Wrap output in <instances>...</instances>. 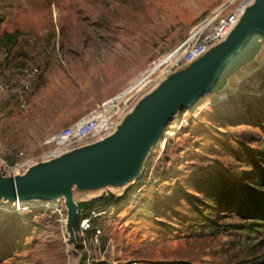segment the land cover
<instances>
[{"label":"rangeland","instance_id":"rangeland-1","mask_svg":"<svg viewBox=\"0 0 264 264\" xmlns=\"http://www.w3.org/2000/svg\"><path fill=\"white\" fill-rule=\"evenodd\" d=\"M228 2L0 0V37L20 31L9 50L0 45L1 174L10 177L11 154L36 158L52 133L126 87L140 109L177 83L191 66L163 76L154 67ZM6 54L19 55V70L5 73V63L18 68ZM260 64L230 82L238 87L232 97L207 93L174 114L128 172L70 185L73 238L59 190L15 212L0 200V264H264V220L249 215L264 197V58ZM30 68L39 73L21 108V70ZM91 213L100 234L88 232L84 248L79 221Z\"/></svg>","mask_w":264,"mask_h":264},{"label":"water","instance_id":"water-1","mask_svg":"<svg viewBox=\"0 0 264 264\" xmlns=\"http://www.w3.org/2000/svg\"><path fill=\"white\" fill-rule=\"evenodd\" d=\"M262 40L264 0H253L222 41L187 64L190 71L177 83L157 93L140 109L133 106L112 135L34 164L21 175L7 177L0 172V200L12 203L30 195L46 197L59 190L68 208L67 228L73 238L78 211L68 187L89 178L111 180L136 166L176 110L192 107L201 96L216 90L238 68L247 65Z\"/></svg>","mask_w":264,"mask_h":264},{"label":"built area","instance_id":"built-area-1","mask_svg":"<svg viewBox=\"0 0 264 264\" xmlns=\"http://www.w3.org/2000/svg\"><path fill=\"white\" fill-rule=\"evenodd\" d=\"M253 3V0H229L228 4L221 7L209 16H206L197 26L196 30L182 42V52L178 58L170 66L169 71L180 64H189L195 59L203 55L206 50L222 41L237 23L239 17L245 9ZM19 70V69H17ZM39 70L37 68L22 69L21 80L19 81L20 89L18 91V103L21 108L25 106L23 94L29 93L32 83ZM16 82V80L12 81ZM136 92L134 89L128 90L127 87L116 95L105 100L96 106L87 115L81 117L75 122L63 127L52 133L43 143L45 151L33 159H22L23 153H14L9 156L15 164L9 167L10 177L24 173L32 164L50 161L74 149L90 145L112 135L121 120L133 108ZM6 167L7 163L4 162ZM30 205L20 204L17 201L12 203L6 202L4 210L7 212L19 211L27 209ZM95 217V213H91L88 217H83L79 221L78 232L80 235L81 246L86 248L87 241L85 235L92 230L91 219ZM100 234L99 230H95L94 236ZM120 264V263H110ZM134 264V263H126Z\"/></svg>","mask_w":264,"mask_h":264},{"label":"bare ground","instance_id":"bare-ground-1","mask_svg":"<svg viewBox=\"0 0 264 264\" xmlns=\"http://www.w3.org/2000/svg\"><path fill=\"white\" fill-rule=\"evenodd\" d=\"M181 52L182 51L173 52L171 55L163 59L154 67L155 71L159 70L162 76L168 73L170 66L178 58ZM263 58H264V41L262 40L259 42L256 51L251 57V61H250L251 63L249 62L247 65L238 68L231 76L226 78L216 90L210 92L211 96H213L218 100H221L225 97L230 98L233 95H235L238 91V87L237 85L231 86L230 82L234 81L235 83H238L242 80V78L248 77L250 74L258 71L261 65L260 62ZM177 112L178 110H176L174 114H176ZM44 197L45 195H30L27 197H23L22 201H17V206H20V204L29 205L30 203H28V201H32V202L41 201L43 200Z\"/></svg>","mask_w":264,"mask_h":264},{"label":"trees","instance_id":"trees-1","mask_svg":"<svg viewBox=\"0 0 264 264\" xmlns=\"http://www.w3.org/2000/svg\"><path fill=\"white\" fill-rule=\"evenodd\" d=\"M19 36L20 33L18 31L13 32L12 34H3L0 40V43L2 44L1 46L4 49L9 50L16 44V41ZM255 204L257 205L256 209L250 212L249 215L251 216L252 221L254 223H257L259 221L264 220V197L262 198V200L255 202ZM89 232H92L93 235L95 234V230H91Z\"/></svg>","mask_w":264,"mask_h":264},{"label":"crops","instance_id":"crops-1","mask_svg":"<svg viewBox=\"0 0 264 264\" xmlns=\"http://www.w3.org/2000/svg\"><path fill=\"white\" fill-rule=\"evenodd\" d=\"M15 31H17V30H14V31H5L3 34H5V33H8V34H12L13 32H15ZM19 33H20V31H18ZM2 34V35H3ZM1 38H2V36L0 37V40H1ZM19 39H20V36L18 37V39H17V41H16V43L19 41ZM0 45H2L1 43H0ZM19 55L18 54H16V55H14V54H10L9 55V57H8V55L6 54V56L4 55V61H6V60H8V59H10L9 61L13 64V65H18L17 63H19L20 62V60H21V58L20 57H18ZM6 57H8V58H6ZM3 61V62H4ZM9 65L7 64V63H5V64H3L2 65V67H3V70H5V68H6V72L5 73H11V72H13L15 69H19L20 67H19V65H18V68H11L10 66L8 67Z\"/></svg>","mask_w":264,"mask_h":264}]
</instances>
